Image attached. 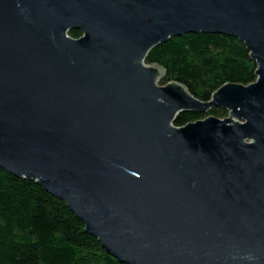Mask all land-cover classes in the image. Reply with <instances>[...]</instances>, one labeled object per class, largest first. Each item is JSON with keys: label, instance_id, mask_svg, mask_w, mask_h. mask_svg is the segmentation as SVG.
I'll use <instances>...</instances> for the list:
<instances>
[{"label": "water", "instance_id": "95a60500", "mask_svg": "<svg viewBox=\"0 0 264 264\" xmlns=\"http://www.w3.org/2000/svg\"><path fill=\"white\" fill-rule=\"evenodd\" d=\"M198 31L242 41L254 80L158 83L147 50ZM0 167L120 262L264 264V0H0Z\"/></svg>", "mask_w": 264, "mask_h": 264}, {"label": "trees", "instance_id": "16d2710c", "mask_svg": "<svg viewBox=\"0 0 264 264\" xmlns=\"http://www.w3.org/2000/svg\"><path fill=\"white\" fill-rule=\"evenodd\" d=\"M73 37L79 29L69 28ZM145 63L164 69L159 83L181 82L200 100H207L224 82L246 84L255 78L254 60L242 41L221 32H183L151 46ZM227 110L210 106L203 112L183 109L174 125L207 114L224 117ZM0 264H126L109 254L88 233L64 201L32 178L15 176L0 167Z\"/></svg>", "mask_w": 264, "mask_h": 264}, {"label": "rangeland", "instance_id": "374dc122", "mask_svg": "<svg viewBox=\"0 0 264 264\" xmlns=\"http://www.w3.org/2000/svg\"><path fill=\"white\" fill-rule=\"evenodd\" d=\"M159 81V80H158ZM159 83V82H158ZM227 115V113L225 114V116Z\"/></svg>", "mask_w": 264, "mask_h": 264}, {"label": "flooded vegetation", "instance_id": "af4514ba", "mask_svg": "<svg viewBox=\"0 0 264 264\" xmlns=\"http://www.w3.org/2000/svg\"><path fill=\"white\" fill-rule=\"evenodd\" d=\"M78 36V35H77Z\"/></svg>", "mask_w": 264, "mask_h": 264}]
</instances>
